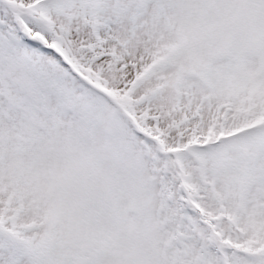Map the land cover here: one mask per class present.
Wrapping results in <instances>:
<instances>
[{
	"label": "snow or ice",
	"instance_id": "snow-or-ice-1",
	"mask_svg": "<svg viewBox=\"0 0 264 264\" xmlns=\"http://www.w3.org/2000/svg\"><path fill=\"white\" fill-rule=\"evenodd\" d=\"M0 264H264V0H0Z\"/></svg>",
	"mask_w": 264,
	"mask_h": 264
}]
</instances>
